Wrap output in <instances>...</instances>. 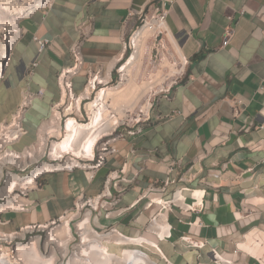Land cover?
Returning a JSON list of instances; mask_svg holds the SVG:
<instances>
[{"label":"crops","instance_id":"crops-1","mask_svg":"<svg viewBox=\"0 0 264 264\" xmlns=\"http://www.w3.org/2000/svg\"><path fill=\"white\" fill-rule=\"evenodd\" d=\"M143 9L165 13L167 36L187 61L184 69L176 75L173 61L178 60L166 54L156 73L164 80L156 86L139 82L148 34L127 69L142 86L125 113L144 96L146 109L138 113L139 122L135 118L122 128L117 152L91 179L80 168L46 173L26 197L25 209L2 212L0 230L17 233L53 220H69L72 228L76 204L89 198L99 201L92 224L103 235L116 228L153 241L134 246L158 264H264V0H54L20 22L23 35L14 41L0 78V123L11 119L24 95L33 94L23 118L26 134L17 148L37 142L54 105L63 99L57 76L73 64L78 24L88 17L95 21L85 43L84 69L72 79L75 93L83 94L90 71L108 77L125 57L124 41L135 27L130 10ZM229 27L234 32L224 45ZM36 36L50 41L43 51ZM172 78L176 81L167 97L151 96L154 86L165 88ZM211 169H222L221 175L212 176ZM182 173L186 180L165 186L166 179ZM182 188V203L193 208L172 203L162 209L158 201ZM159 212L169 224L164 236L150 226ZM104 243L112 252L123 249ZM216 252L223 260H216Z\"/></svg>","mask_w":264,"mask_h":264},{"label":"bare ground","instance_id":"bare-ground-1","mask_svg":"<svg viewBox=\"0 0 264 264\" xmlns=\"http://www.w3.org/2000/svg\"><path fill=\"white\" fill-rule=\"evenodd\" d=\"M39 5H41L40 0H0V27L3 30H9L12 33L11 41H13L15 38L13 32L18 28L21 15L25 14L29 10L34 9L35 7H38ZM7 24H11L12 27L7 29ZM150 33L152 35L147 39V35ZM161 33H164L167 36L168 29L166 23L163 20L158 19L156 16L149 17L147 19V22L142 27H139L132 36V40L138 50L134 54H132V56L128 60H124L122 62L124 72L120 79L122 81H126L125 86L122 87V89L116 88L117 86H110L109 83L112 79V75H109L107 77L99 75L96 76L95 74H93L91 76V83L88 85L86 91L80 95L77 103H75L74 106L75 111L78 113L84 105V103H81V99L86 96L90 97L89 100L86 101L84 106L86 109L85 111H87L88 114V121L82 122L74 116H69L66 120L65 129H61L60 119L62 117V114L59 111H56L55 114H53V119L48 120L46 122L47 124L45 123L46 125L43 126L42 133L40 134V142L38 143L42 145V152L40 155H44L45 153V143L49 135L54 134L57 137H60V139L53 143L54 146L52 148L51 155L45 154V159L50 161L54 156L72 153V157H68L66 161L67 163H76L77 160H74L72 158L91 157L95 144L98 142V140L106 135H109L119 123L125 121L124 118L119 117L118 110L112 107V103L110 100L111 96L114 98V101L116 103H119L121 101L132 102L137 99L135 96H139L138 91L141 89L142 85L138 86V84L134 82L135 79L133 80L132 78L128 77L129 74L127 73V69L134 61L137 60L140 54L141 47L145 43L146 39L148 44L152 37H156ZM2 42H0V77L2 76L1 74L5 66V64L2 63V59H7L10 54V43L6 41L4 42L5 45H3ZM162 42L164 43V47L166 48V42L164 38ZM166 54L168 53L165 52L164 57ZM183 61L184 59H181V63ZM173 63L177 66L178 70L175 73L177 75L181 72L182 68L178 65L177 61H173ZM124 81L122 82V84L124 83ZM98 83H104L105 86L98 88ZM154 87L151 89L152 93ZM93 89H95V93L90 96ZM163 89L164 86L160 87L159 90ZM151 96L149 97L150 101ZM65 100V95H63L62 102L64 103ZM66 112L68 113L69 110H67ZM79 115H81L80 112ZM53 167L55 166L51 165L47 161L39 166L38 170L50 171L53 169ZM1 175L2 165H0V178L2 177ZM196 195H200V193L197 192ZM23 200V198H19L17 196V201L0 203V212L5 210L6 206L7 209L23 208ZM78 204L80 207H82V202H78ZM79 215L80 213L78 212L74 219L76 220ZM78 220H76L74 224L76 232L80 235L82 241L78 251L73 256V258L70 259V262L68 264H77L79 262H82L83 264H155L145 252H139L137 248H123L121 254L119 255L116 252L110 251L109 247L104 243V240H107L118 243L119 245H121V243H133L136 245H140L143 241H147L144 238L129 237L126 239L117 232H110L103 235V233L97 231L91 224L90 211H87V213ZM77 221L78 223L76 226ZM168 225L169 224L164 222L163 220L161 221L160 217L156 220V222L152 224V226H154V229H156L158 233H161H159L161 236L165 235ZM42 227L46 228L49 226L44 225ZM27 229H30V226ZM49 235V242H56L58 243L57 246L62 245L63 249H61V251L64 254L68 252V244L73 240V238L76 239V237H74L73 235L69 220H66L63 224L52 227L49 231ZM0 236H2V238H11L15 236V233L0 231ZM148 242L154 243L153 241ZM39 243V237H34L28 243L19 244L16 249V255L10 253L9 250L6 251L5 248H0V264H20L18 261H20L22 258H25V260H27L28 257L32 255H40L42 261L45 264H55L59 247L53 248L51 246V254L43 256L40 251ZM49 244L51 243H48L47 245ZM15 258L20 260L15 261Z\"/></svg>","mask_w":264,"mask_h":264},{"label":"built area","instance_id":"built-area-1","mask_svg":"<svg viewBox=\"0 0 264 264\" xmlns=\"http://www.w3.org/2000/svg\"><path fill=\"white\" fill-rule=\"evenodd\" d=\"M41 5L38 7H35L32 10H29L25 14L21 15L19 19V25L18 28L13 32L15 35V38L13 41H11L12 33L8 30V33L6 35L5 42L10 43V51L16 41L19 37L23 35V30L20 26L21 20L28 16L30 13L37 9L45 8L49 4H51L54 0H40ZM159 10V9H157ZM157 17L158 19L163 20L166 23L165 20V13L164 12H157V14H152L151 17ZM129 17L133 20L134 26L139 28L138 23L142 22L143 25L147 22V19L150 17L149 14L143 10L139 11H134L130 10ZM95 30V21L93 17H88L81 21L78 26H77V31H78V39L74 44L71 46V54L73 57V64L67 67H64L58 77V83L61 89L62 93V98L63 95H65V102L63 103L62 101L60 103H57L53 107V114H55L56 111H59L62 114V117L60 119V124H61V129H65L66 126V120L69 116H74L76 117L79 121L85 122L88 121V114L87 111H85V103L87 100H89L90 97L86 96L81 99V103L83 105V108L79 110L81 115H79V112L77 113L75 111V103H77V100L79 99L81 94L75 93L72 85V79L73 76L78 75L83 69L85 65V55H84V48H85V43H87L93 36ZM136 30H133L131 35L124 41V46L125 49L128 48V43L130 42V47H132L131 41H132V36ZM234 32V29L229 27L226 30L225 37H224V45H226L230 38L232 37ZM35 42L38 43L40 51H43L46 46L48 45L49 39L47 38H41V37H35ZM12 43V44H11ZM8 59V58H7ZM7 59H2V63L5 64ZM123 59L120 60V62L115 66L114 69L118 72L119 76L121 77L123 74ZM186 60H184L181 63V68L182 70L184 69V66L186 65ZM4 66V68H5ZM3 68V71H4ZM181 70V71H182ZM2 71V74H3ZM95 74L96 76H103V74L99 71H90L89 76H88V82H87V87L91 83V76ZM119 77V78H120ZM1 78V77H0ZM176 78V77H175ZM112 81V79H111ZM110 81V82H111ZM174 78H172V82L170 85L166 86L163 90L158 91V93H164V95L167 97L171 87L173 86ZM263 84L261 86L262 89H264V77H263ZM105 86L104 83H98L97 87L101 88ZM87 87L85 88L84 92L86 91ZM95 93V89H93L92 96ZM34 95L31 93H28L24 95L23 100L21 105L16 109V112L12 115L11 119L8 121H5L3 123H0V165H2V177L0 178V203H6L8 201H17V196L20 198H24L25 201L23 203V208H26V204H28L27 201V196L29 193L38 188L40 186V180L41 177L44 176L46 173L53 172V171H62V170H67V171H73L76 168L84 169L87 171L89 174H91L93 171L99 169L102 167L108 156L117 152V146L115 145L117 139H120L125 136V131L122 130L124 127H129V123L123 121L122 123H119L109 135H106L98 140V142L95 144L93 154L91 157H75L72 158L74 160H77L76 163H67V158L72 157V153H66L65 155H58L52 157V159L49 161L45 159V154L51 155L52 148L54 146V142L60 139V137H57L56 135L52 134L49 135L46 143H45V153L44 155H40L42 152V145L38 144L37 142H34L31 145H28L24 147L23 149L17 148V145L19 144L18 142L21 141L22 137L26 134V130L23 126V118L24 114L26 112V108L29 107ZM237 104H241V101L238 100L236 101ZM69 110L67 113L66 111ZM53 116V115H52ZM52 118V117H51ZM51 118L49 120H51ZM139 119H136V122H139ZM264 127V125H262ZM251 129V126H245L243 130L249 131ZM132 131H129V134H132ZM49 162L51 165L55 166L53 167L52 170H38V167L41 166L45 162ZM210 174L214 177H219L221 175L222 169H211ZM93 174L88 176V178H92ZM186 180L185 173H182L178 179H166L165 181V186L168 185L170 182H175V181H182ZM165 186L163 189H165ZM184 188L182 189H176L172 193V197L169 200H159L158 203L162 205V209L172 205V203H176L179 205H183L186 208H193L192 205H184L183 202V191ZM186 189V188H185ZM108 194V193H106ZM194 194V193H193ZM197 201L199 202V197H196ZM164 201V202H163ZM82 202V207L79 206V204H76V209L77 212L80 213L79 217L77 219L82 218L87 211L91 212V223H92V218H93V211L96 212V214H99L100 210L99 208V201H95L94 199H86L83 200V198L80 200ZM194 202L193 204H196ZM13 209V208H9ZM9 209L3 210L0 212V215L2 212H5ZM16 210V209H14ZM162 212H159L157 215L151 218L150 226L156 220L162 216ZM58 221L53 220L49 224H38V225H31L30 229L32 230H45V227H42L44 225H51V224H56ZM93 225V224H92ZM93 227L97 230L94 225ZM28 228V227H27ZM27 228H22L21 230L25 233V236L27 232L29 231ZM110 232H117L121 236L125 237L126 239L129 238V236H126L119 232L116 228H111ZM80 236V235H79ZM54 243V242H53ZM152 245L147 241H143L140 245ZM119 245V244H117ZM136 245V244H135ZM121 246V245H119ZM137 250L139 252H145L150 259L155 263L158 264L155 260H153L150 256V254L145 251L143 248L136 246ZM216 260H223L219 254L216 252L215 253ZM226 264H233L231 261L228 260H223ZM67 264V262H66Z\"/></svg>","mask_w":264,"mask_h":264},{"label":"rangeland","instance_id":"rangeland-1","mask_svg":"<svg viewBox=\"0 0 264 264\" xmlns=\"http://www.w3.org/2000/svg\"><path fill=\"white\" fill-rule=\"evenodd\" d=\"M146 12L149 14L150 17L152 14H154V13H151L148 11H146ZM138 25H139V27H142L143 23L140 22V23H138ZM6 26H7V29L12 27L11 24H9V25L7 24ZM133 30H137V27H134ZM131 33L128 35V37L131 35ZM7 34H9L8 30L7 31L3 30L0 27V39H1L0 42H2V41L5 42ZM163 38L165 39V42H166V48L164 47V43L162 42ZM4 42H2L3 45H5ZM131 44H132V47H130V42L128 43V48L126 50V54H125L123 61L128 60L132 56V54H134L138 50L137 47L135 46L133 40L131 41ZM147 45L148 46H146V54L142 60L141 71H140L138 81L142 83L143 81H151L152 80L156 86L158 83H160L164 80V79H162L163 77L161 76L160 71L158 72V74H156L158 69L161 67L160 66L161 63H163L162 59L164 57V53L165 52L168 53V55L171 58H172V55H174L175 58L178 60V65L180 67H181V57L179 56L174 44L169 40L168 36H166V34H164V33H161L156 37L155 36L152 37ZM163 64H165V63H163ZM137 68H138V63H135L134 68H133V73L136 72ZM167 70L168 69H166V71ZM105 75L106 74H103V76H105ZM151 75L153 77H151ZM119 77L120 76H119L118 72L116 71V69H114V71L112 72V77H111L112 81L109 83V85L113 86V87L118 86L120 89H122V87L124 86V83L122 84V82L124 80L122 81ZM156 82H157V84H156ZM165 85L168 86V84H165ZM159 87H156L153 90L154 91L153 93L160 91ZM153 93L151 92V95ZM110 100H111L113 108L118 107L119 117L124 118L125 122L132 123V121H134L135 118L139 117L138 113H140L141 109H146L147 97L146 96L142 97L139 100L138 104H136L134 106V109H132L131 111H126L127 113H125V110L130 108L129 106L131 104V101L118 104L114 101V98L112 96H111ZM151 102H152V100H151ZM126 114H127V116H124ZM140 114H142V113H140ZM53 117H54V115L52 116L51 119H53ZM42 130H43V128H42ZM41 133H42V131L40 132V134ZM40 137H41V135H39V138ZM39 142H40V139L38 140L37 143H39ZM5 208L7 209V206ZM76 220H78V219H76ZM78 221L76 222V226H77ZM63 223L64 222L58 221L56 224H51V225H49V227H47L45 230H42V231L28 229L29 231L27 232L26 236H25V233L21 229H19L17 233L15 232L14 237H11V238L3 237L2 238V236H0V248L1 249L5 248L6 251L9 250L10 253H12L13 255H16V253H17L16 249H17L19 244L28 243L32 240V238L39 237V239H40V243H39L40 251H41V254L43 256L51 254L52 247L53 248L59 247L58 251H57V259H56L55 264H66V262L68 264L70 262V259L73 258V256L78 251L80 244H81V241H82V238L76 232L75 224L74 225L72 224V228H73L72 232H73L74 237H76V239L73 238V240L68 244V252L66 254H64L61 251V249H63L62 245L57 246L58 243H56V242L53 243V241L49 242V236H50L49 231H50V229L54 226H57V225H60ZM0 228H1V222H0ZM99 232L103 233L101 231H99ZM48 243H51V244L47 245ZM134 245L135 244H133V243L129 244V245H125V246L121 245V248L135 249L136 246H134ZM6 246H8V247H6ZM116 246H119V245L116 244ZM121 252H122V250H121ZM121 252H119L118 254L120 255ZM32 256L28 257V259H27L28 261L25 260V258H22L21 260L15 258L14 260L15 261L20 260V261H18L20 264H24V263L25 264H45L42 261V258L40 257V255H38V256L32 255ZM77 264H83V263L79 262Z\"/></svg>","mask_w":264,"mask_h":264}]
</instances>
